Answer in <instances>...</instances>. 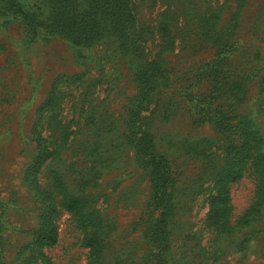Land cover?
Here are the masks:
<instances>
[{
  "label": "rangeland",
  "instance_id": "1",
  "mask_svg": "<svg viewBox=\"0 0 264 264\" xmlns=\"http://www.w3.org/2000/svg\"><path fill=\"white\" fill-rule=\"evenodd\" d=\"M50 4L0 0V264H43L46 214L58 231L41 250L51 264H90L69 197L103 229L95 264H264L254 164L228 185L226 223L208 220L241 126L264 154V0H129L121 35L106 28L83 42L40 23ZM153 59L158 74L143 90L139 70ZM146 133L174 178L158 257L160 209L135 148ZM42 148L50 156L37 169Z\"/></svg>",
  "mask_w": 264,
  "mask_h": 264
},
{
  "label": "trees",
  "instance_id": "2",
  "mask_svg": "<svg viewBox=\"0 0 264 264\" xmlns=\"http://www.w3.org/2000/svg\"><path fill=\"white\" fill-rule=\"evenodd\" d=\"M51 6L52 15L47 21H40L44 26H51L54 31L67 36L75 41H87L93 33L100 35L106 28L113 29L114 34L121 35L125 23H120L121 18L131 19V6L129 0H48ZM102 14L100 18L98 15ZM218 14H212L211 18L216 19ZM111 22L108 23V22ZM105 23V24H104ZM107 23V24H106ZM166 29V26H164ZM159 65L156 59H153L147 66L139 70V80L144 90H149L155 82L158 74ZM244 134V142L230 143L226 147V155L223 166L219 169L215 183L216 194L210 200L208 220L213 223H226V217L229 214L230 194L228 185L238 181L244 174L246 164H254V168L260 173H264V154L260 153L255 144L254 133L252 129L241 126ZM146 141L136 143L135 148L138 154V161L148 168L150 180L152 182V192L150 194L151 203L155 208L160 209L159 219H157L152 229V245L155 242L161 247L157 257L166 250L165 237L163 238L164 223L163 215L172 207L171 191L174 178L172 177L170 164L166 155L162 152L153 150L152 138ZM264 153V152H263ZM50 156V152L45 148L40 151L38 159L40 162L37 169L43 163L44 159ZM81 202L78 197H69L65 200L64 209L70 212L78 224L85 230L88 228L82 244L88 248L91 261L95 264L101 257L103 250V229L95 216V211L84 212L81 210ZM44 228H42L36 238V245L39 249V255L43 264H51L50 259L42 253L44 247L52 246L57 242V227L52 223L51 216H44ZM158 224V225H157ZM160 259V258H158Z\"/></svg>",
  "mask_w": 264,
  "mask_h": 264
}]
</instances>
